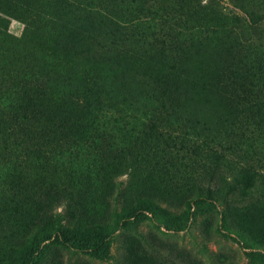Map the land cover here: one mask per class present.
Here are the masks:
<instances>
[{
  "label": "rangeland",
  "instance_id": "rangeland-1",
  "mask_svg": "<svg viewBox=\"0 0 264 264\" xmlns=\"http://www.w3.org/2000/svg\"><path fill=\"white\" fill-rule=\"evenodd\" d=\"M146 1L149 0H22L13 4V8H9V2L0 3V29L19 39L25 31L20 11L38 7L39 11L31 12L38 23L34 40L40 44L43 36L48 47L61 51L62 60L54 62L55 70L76 68V72L89 78L88 88L101 90L111 101L112 109L106 111L109 119L102 120L98 133H83L86 146L76 151L78 155L56 157L53 178L39 173L27 185L37 193L60 181L58 185L81 184L84 210L98 219L107 215L103 195L111 180L122 191L130 189L132 184L136 189L151 185L162 193L169 188L182 190L180 186L185 181L182 178L192 165L198 174L199 163L211 164L205 158L207 148L204 149L203 143L223 134L218 132L226 125L224 117L230 110L223 109L211 90L204 91V86L213 83L223 86L221 75L231 62L225 56L219 65L217 60L230 44L217 46L215 39L203 43L189 39V51L176 53L167 62L162 55L170 57L177 52L175 40L162 11L143 10ZM222 5L226 12H238L227 0ZM14 11L18 12L14 15ZM29 43L33 45L31 40ZM88 48L96 52L94 59L83 56V49ZM76 53L82 60L74 59ZM170 71L178 79L175 107L156 114L147 112L162 105L155 81ZM55 83L50 89L56 95L78 90L79 82L71 79L59 85ZM152 125H156L160 134L167 132L171 136L170 147L154 144L157 134ZM240 135L228 141L230 149L212 146L225 155L220 171L229 183L235 184L237 190L233 195L221 194L207 202L189 205L197 193H183L188 198L182 212L171 214L167 222L162 217L131 219L124 227L119 224L128 213L121 199L110 207L107 231L112 233V238L104 259L53 245L45 251L44 264H264V258L258 255L264 256V141L257 133ZM233 139L239 143L235 145L231 142ZM181 142L186 146L181 147ZM195 145L199 147L197 156L192 153ZM102 163L107 169L104 174L100 171ZM250 172L256 174L251 189L248 187L253 181ZM243 189L245 195L241 194ZM12 197L11 205L8 201L2 205L6 213L0 218L8 219L14 229L13 220L22 217L28 197ZM175 203L179 201L175 199ZM55 213L62 214L63 207L59 206ZM58 220L63 225L61 216ZM166 223L170 230L162 226ZM177 227L181 230L175 232ZM82 228L87 234L95 231ZM52 229H56L55 225ZM18 233L11 238L1 230L0 248L12 247L20 239L22 232Z\"/></svg>",
  "mask_w": 264,
  "mask_h": 264
},
{
  "label": "trees",
  "instance_id": "trees-1",
  "mask_svg": "<svg viewBox=\"0 0 264 264\" xmlns=\"http://www.w3.org/2000/svg\"><path fill=\"white\" fill-rule=\"evenodd\" d=\"M19 1L22 0H0V3L6 5L9 2V8H13V4L17 5ZM222 1L149 0L145 2L146 7L142 6L147 12L159 10L165 14L164 22L170 26L168 30L175 40L177 51L170 57L163 53L162 57L167 62L178 55L176 53L189 51V39L201 43L215 39L217 46L230 44L227 52L224 50L226 53H220L217 60L219 65L224 62L225 56L231 62L221 75L223 86L218 87L217 83L204 86V91L211 90L210 93L217 97L225 111L230 109L224 117L226 125L218 132L223 134L203 143L204 149L207 148L205 158L211 164L199 163L198 174H195L198 171L192 165L189 173L182 178L185 180L180 186L182 190L169 188L165 193L151 185L136 189L134 184L122 191L114 180H109L110 184L103 195L107 215L101 219L84 210V186L81 184L58 185L60 181L54 183V187L37 193H33L27 185L39 173L53 178L52 172L57 169L56 157L68 154L72 158L78 155L77 152L86 146L83 133H98L102 120L109 119L107 112L112 109L110 99L101 90L88 88L86 80L89 78L76 72V68L55 70L54 62L62 60L61 51L48 47L43 36L40 37V44L34 40L38 23L31 12L39 11L38 7H26L20 11L25 24L23 38H12L0 29V216L6 213L2 205H7V201L11 205L12 196L28 197V201L24 202L26 206L22 217L13 220L14 229L8 219L0 218V231L5 230L11 238L22 232L12 247L5 250L0 248V264H44L45 251L53 245L104 259L110 250L112 238V233L107 231L110 207L121 199H124L128 213L119 224L124 227L131 219L141 221L162 217L167 222L171 214L182 212L188 198L183 193H197L189 205L207 202L221 194H234L237 190L235 184L229 183V179L221 175L220 164L225 155L217 148L230 149L228 141L245 132L257 133L256 136L264 141V0H227L238 10L237 13L226 12ZM14 12L15 15L18 11ZM179 36H182L180 40ZM83 53L88 59L97 56L92 48L83 49ZM73 56L77 61L82 60L78 53ZM67 79L79 82L76 85L78 90L53 94L51 85L55 82V85L62 84ZM155 82L162 105L147 112L153 114L173 109L179 91V88H175L178 79L170 71ZM70 86L66 84V87ZM151 128L157 134L156 138L153 137L154 144L171 146V136L167 132L160 134L156 125ZM238 143L235 142V145ZM180 146H186V143L181 142ZM212 146L217 148L213 149ZM193 147L192 153L196 155L199 147ZM94 153L98 156L96 151ZM106 170L102 163L100 171L104 174ZM250 173L253 181L249 189L256 182V174ZM243 191L240 193L245 195ZM9 195H12L11 199H4ZM175 199L179 201L178 204ZM59 206L63 207L62 214L55 213ZM60 216L64 220L63 225H59ZM181 221L177 224H181ZM80 223L84 225L79 226ZM54 225L56 229H52ZM162 226L170 230L167 223ZM82 227L95 231L87 234ZM180 228L174 229L175 232ZM258 255L264 258L262 254Z\"/></svg>",
  "mask_w": 264,
  "mask_h": 264
}]
</instances>
